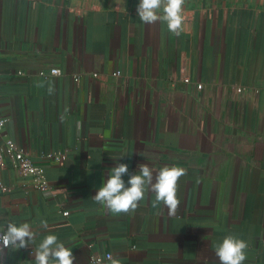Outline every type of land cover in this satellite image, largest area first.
Masks as SVG:
<instances>
[{
    "label": "crops",
    "instance_id": "1",
    "mask_svg": "<svg viewBox=\"0 0 264 264\" xmlns=\"http://www.w3.org/2000/svg\"><path fill=\"white\" fill-rule=\"evenodd\" d=\"M138 3L0 0V145L13 139L49 181L36 188L0 161V229L27 222L37 233L1 253L5 264H35L48 234L74 264L107 252L121 264H220L229 234L247 242L244 264H264V0H186L179 36L142 23ZM51 67L62 74L40 75ZM118 163L154 177L185 168L177 213L154 207L151 191L134 212L95 202Z\"/></svg>",
    "mask_w": 264,
    "mask_h": 264
},
{
    "label": "clouds",
    "instance_id": "2",
    "mask_svg": "<svg viewBox=\"0 0 264 264\" xmlns=\"http://www.w3.org/2000/svg\"><path fill=\"white\" fill-rule=\"evenodd\" d=\"M186 0H139L137 14L139 20L151 25L157 22L167 24L168 31L179 36L183 31L185 17L183 6ZM162 9V14H161ZM43 87V84H39ZM47 91L52 94L54 87L49 84ZM67 114V109L65 110ZM65 117L61 116V121ZM135 174L129 173V166L118 163L108 174V178L99 187L96 195L92 198L105 207L110 213L121 214L134 212L139 202L145 197L146 191L155 193L153 206L161 203L168 209L169 215H175L180 206L177 196L178 182L181 177L187 174L182 167H163L158 174L153 175L152 169L147 164H139ZM129 176L127 182L124 176ZM40 226L47 229L46 220L40 221ZM37 233L32 225L25 222L17 225L7 223L6 228L0 229V253L5 249H26L33 244ZM248 244L243 239L233 234L227 235L216 248V256L220 264H244L247 259L246 250ZM35 264H74L76 257L72 249L65 247L64 243L58 241L54 234H48L33 250ZM110 264H121L120 258L109 256ZM97 264H100L97 261Z\"/></svg>",
    "mask_w": 264,
    "mask_h": 264
},
{
    "label": "built area",
    "instance_id": "3",
    "mask_svg": "<svg viewBox=\"0 0 264 264\" xmlns=\"http://www.w3.org/2000/svg\"><path fill=\"white\" fill-rule=\"evenodd\" d=\"M21 73V72H20ZM62 74V70L59 67H51L48 71H40V75L47 77V76H59ZM95 78H100L102 80H106L108 75L107 74H101L98 72H95L92 74ZM113 76H119L120 71H115L112 73ZM75 81L80 80L79 75H74ZM183 80L185 82H190L189 76H184ZM202 84H198V88H202ZM8 121L7 118H0V131H2L5 128L6 122ZM46 157L49 160H53L55 162H62L66 160L67 155L65 152L62 151H51L46 153ZM5 158H8L11 162L12 168L22 177L24 178H30L32 181V184L39 189H46L49 187V181L46 178L45 175V169L42 165L36 164L33 159L30 157V155L20 148L18 144L11 138H6L5 141L0 145V161H4ZM7 186L4 184L3 180L0 178V191L7 190ZM70 212L65 211L64 215H68ZM264 243V238H263ZM5 249L4 251H6ZM3 251V252H4ZM2 252V253H3ZM1 254V253H0ZM112 256L110 252H107L103 255H92L90 260L93 264H97V261L100 262V264H108L109 256ZM0 264H5V260L3 256L0 255Z\"/></svg>",
    "mask_w": 264,
    "mask_h": 264
}]
</instances>
